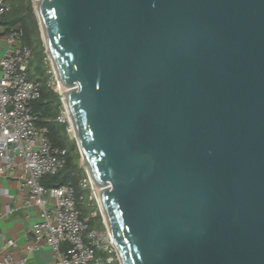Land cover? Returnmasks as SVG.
I'll return each mask as SVG.
<instances>
[{
  "label": "water",
  "instance_id": "water-1",
  "mask_svg": "<svg viewBox=\"0 0 264 264\" xmlns=\"http://www.w3.org/2000/svg\"><path fill=\"white\" fill-rule=\"evenodd\" d=\"M34 7L120 264H264V0Z\"/></svg>",
  "mask_w": 264,
  "mask_h": 264
},
{
  "label": "built area",
  "instance_id": "built-area-1",
  "mask_svg": "<svg viewBox=\"0 0 264 264\" xmlns=\"http://www.w3.org/2000/svg\"><path fill=\"white\" fill-rule=\"evenodd\" d=\"M9 10L8 0H0V16ZM21 34L18 28L1 34L5 43L0 54V178L17 179L24 205L38 210L39 218L31 226L34 243L26 248L48 245L54 256L51 264H109L116 258L113 236L106 224L104 228L88 227L87 217L79 207L84 195L76 196L73 181L52 186L40 182L43 176L64 166L67 150L53 144L46 127L36 123L32 102L40 97L41 90L29 76L31 49L22 43ZM59 94L56 118L67 122L68 129L70 121ZM78 185L89 189L90 198L100 207L99 192L90 176L80 178ZM13 245L12 238L5 240L3 246L9 253L0 259V264H22L11 254Z\"/></svg>",
  "mask_w": 264,
  "mask_h": 264
},
{
  "label": "trees",
  "instance_id": "trees-1",
  "mask_svg": "<svg viewBox=\"0 0 264 264\" xmlns=\"http://www.w3.org/2000/svg\"><path fill=\"white\" fill-rule=\"evenodd\" d=\"M10 10L0 16V26L3 30L0 35L10 28L21 30V41L31 49V57L28 65L29 76L40 87V97L32 102V107L37 113L36 123L47 129L48 136L53 144L64 147L67 150L66 162L62 168L53 174H48L40 179L46 186L59 185L72 180L76 188V196L89 193V189H81L79 179L85 176V171L79 165L78 146L75 140L69 138L67 122L59 121L56 116L59 111L60 94L48 84L47 62L45 59L44 46L38 33V23L35 18L31 0H8ZM83 202V200H82ZM83 216L87 217L89 228H104L100 213L95 202L92 205H79ZM94 211V215L91 213ZM114 264V261L109 263Z\"/></svg>",
  "mask_w": 264,
  "mask_h": 264
},
{
  "label": "crops",
  "instance_id": "crops-1",
  "mask_svg": "<svg viewBox=\"0 0 264 264\" xmlns=\"http://www.w3.org/2000/svg\"><path fill=\"white\" fill-rule=\"evenodd\" d=\"M4 36L0 35V54L4 47ZM39 218L35 207L24 205V195L20 183L11 177L0 178V259L9 253L3 246L8 238L14 240L10 248L14 260L22 264H51L54 256L50 247L41 244L37 248L27 250L28 244L34 243L31 232L32 224Z\"/></svg>",
  "mask_w": 264,
  "mask_h": 264
},
{
  "label": "rangeland",
  "instance_id": "rangeland-1",
  "mask_svg": "<svg viewBox=\"0 0 264 264\" xmlns=\"http://www.w3.org/2000/svg\"><path fill=\"white\" fill-rule=\"evenodd\" d=\"M31 2H32L33 8H34L35 18H36L37 23H38V33H39V37H40L41 40H42V43H43V46H44V52H45V54H46L45 59H46V62H47V70H46V73L48 74V81H49L48 84H49L50 86H51V84H52V86L55 88V90H56L58 93H59V91H60L62 97L65 98L64 93H63L62 89L60 88L59 80H58L57 77H56V73H55L54 67H53V65H52V62H51V60H50V57H49V55H48V53H47V51H46V48H45V43H44V40H43V37H42V31H41V27H40V25H39V19H38V16H37L38 11H37V10L35 9V7H34V6L37 5V2H36L35 0H31ZM1 54H2V53H1ZM52 82H54V83H52ZM52 86H51V87H52ZM67 133H68L69 138L75 140V142H76V144H77V141H76V138H75V134H74V132L71 130L70 126H68ZM77 146H78V145H77ZM78 154H79V165L82 166V167L84 168L85 176H86V175H88V171H87L86 167H84V165H83V162H82V154H81V151H80L79 147H78ZM86 190H88V189H86ZM93 202H95V201H94V198H90V194H89L88 192L85 193V196H84V199H83V202H82L83 206H84V205H92ZM97 208H98V212L100 213L101 220H102V222H103L104 225H105L106 223H105V221H104V217H103V215H102V209H101V207H99L98 205H97ZM91 214L94 215V214H95L94 211H93ZM114 264H120V261H119V258H118L117 253H116V258H115V260H114Z\"/></svg>",
  "mask_w": 264,
  "mask_h": 264
},
{
  "label": "bare ground",
  "instance_id": "bare-ground-1",
  "mask_svg": "<svg viewBox=\"0 0 264 264\" xmlns=\"http://www.w3.org/2000/svg\"><path fill=\"white\" fill-rule=\"evenodd\" d=\"M37 2V5L38 6V3H39V0H35ZM38 11V9H36ZM39 13V12H38ZM59 85H60V88L62 89L63 93H64V97L63 98V101H64V104L66 106V112H67V115H68V119H69V123H70V128L71 130L74 132V134H76V128H75V124H74V121H73V118H72V115H71V110H70V106H69V103L67 101V97H68V93L70 92V88L71 87H68L67 85H65L61 80H59ZM91 180L93 181V184L95 185L97 191L99 192V202H100V207H101V198H100V194L102 192V189L103 187H100L98 186L94 180L91 178Z\"/></svg>",
  "mask_w": 264,
  "mask_h": 264
}]
</instances>
